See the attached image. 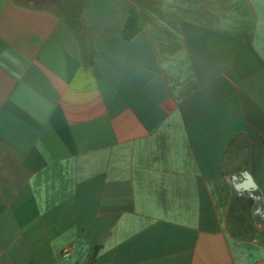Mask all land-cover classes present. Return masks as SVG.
<instances>
[{
    "label": "crops",
    "instance_id": "1",
    "mask_svg": "<svg viewBox=\"0 0 264 264\" xmlns=\"http://www.w3.org/2000/svg\"><path fill=\"white\" fill-rule=\"evenodd\" d=\"M257 192L264 0H0V264H264Z\"/></svg>",
    "mask_w": 264,
    "mask_h": 264
},
{
    "label": "rangeland",
    "instance_id": "2",
    "mask_svg": "<svg viewBox=\"0 0 264 264\" xmlns=\"http://www.w3.org/2000/svg\"><path fill=\"white\" fill-rule=\"evenodd\" d=\"M237 203L242 206V209L246 215L250 216L251 211H260L261 215L264 216V195L260 193H254L248 197L238 198ZM256 216H260L259 213ZM260 222L264 224V218H259Z\"/></svg>",
    "mask_w": 264,
    "mask_h": 264
},
{
    "label": "water",
    "instance_id": "3",
    "mask_svg": "<svg viewBox=\"0 0 264 264\" xmlns=\"http://www.w3.org/2000/svg\"><path fill=\"white\" fill-rule=\"evenodd\" d=\"M242 177V181H238L235 175L232 177V184L237 192L255 190L257 188L256 183L254 182L248 171L242 172Z\"/></svg>",
    "mask_w": 264,
    "mask_h": 264
},
{
    "label": "trees",
    "instance_id": "4",
    "mask_svg": "<svg viewBox=\"0 0 264 264\" xmlns=\"http://www.w3.org/2000/svg\"><path fill=\"white\" fill-rule=\"evenodd\" d=\"M40 2V1H38ZM140 29L139 17L135 14H131L126 22L124 27L123 36L126 39L132 38L134 35L138 33Z\"/></svg>",
    "mask_w": 264,
    "mask_h": 264
},
{
    "label": "built area",
    "instance_id": "5",
    "mask_svg": "<svg viewBox=\"0 0 264 264\" xmlns=\"http://www.w3.org/2000/svg\"><path fill=\"white\" fill-rule=\"evenodd\" d=\"M67 251H68V249H67V248H65V249L63 250L64 254H66V253H67Z\"/></svg>",
    "mask_w": 264,
    "mask_h": 264
}]
</instances>
